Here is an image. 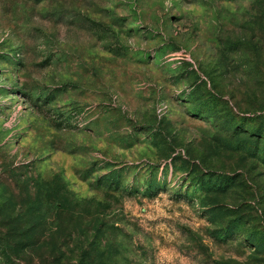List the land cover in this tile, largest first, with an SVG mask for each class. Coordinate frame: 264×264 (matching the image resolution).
<instances>
[{"label":"rangeland","instance_id":"rangeland-1","mask_svg":"<svg viewBox=\"0 0 264 264\" xmlns=\"http://www.w3.org/2000/svg\"><path fill=\"white\" fill-rule=\"evenodd\" d=\"M0 264H264V0H0Z\"/></svg>","mask_w":264,"mask_h":264},{"label":"trees","instance_id":"trees-1","mask_svg":"<svg viewBox=\"0 0 264 264\" xmlns=\"http://www.w3.org/2000/svg\"><path fill=\"white\" fill-rule=\"evenodd\" d=\"M231 235V234H230Z\"/></svg>","mask_w":264,"mask_h":264}]
</instances>
